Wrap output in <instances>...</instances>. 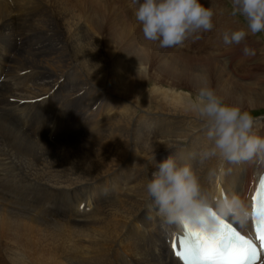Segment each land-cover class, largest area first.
Wrapping results in <instances>:
<instances>
[{
  "label": "bare ground",
  "instance_id": "obj_1",
  "mask_svg": "<svg viewBox=\"0 0 264 264\" xmlns=\"http://www.w3.org/2000/svg\"><path fill=\"white\" fill-rule=\"evenodd\" d=\"M11 2L0 0V264H177L145 200L155 163L173 155L217 194L245 196L259 173L242 162L210 177L219 161L197 157L204 123L187 107L190 95L171 86L196 95L204 83L231 105L264 106V60L243 62L239 51L226 67L218 57H188L170 77L134 14L109 10L106 0ZM96 15L113 32L104 42L85 29ZM152 60L159 76L147 72ZM196 61L203 80L186 71ZM238 64L246 73L234 72ZM239 79L256 86L238 91ZM259 126L252 131L264 137ZM57 130L65 139L53 138ZM57 204L68 208L64 220H47Z\"/></svg>",
  "mask_w": 264,
  "mask_h": 264
},
{
  "label": "clouds",
  "instance_id": "obj_2",
  "mask_svg": "<svg viewBox=\"0 0 264 264\" xmlns=\"http://www.w3.org/2000/svg\"><path fill=\"white\" fill-rule=\"evenodd\" d=\"M131 7L144 38L160 48L181 47L185 41L199 39L201 33L214 28V11L200 0H131ZM232 15L245 18L247 31H225L224 45L240 44L249 33L264 32V0H232ZM242 51L246 56L255 54L248 47ZM194 75L205 79L201 73ZM187 107L204 123L205 143L197 153L200 163L219 161L217 168L209 170L210 177L224 174L226 164L242 162L254 164L264 176V137L253 133L255 121L249 112L225 103L204 83L188 100ZM155 166L145 181V200L163 227L187 226L193 231L212 233L221 222L240 229L249 225L252 208L239 194H217L205 189L193 169L173 155Z\"/></svg>",
  "mask_w": 264,
  "mask_h": 264
},
{
  "label": "rangeland",
  "instance_id": "obj_3",
  "mask_svg": "<svg viewBox=\"0 0 264 264\" xmlns=\"http://www.w3.org/2000/svg\"><path fill=\"white\" fill-rule=\"evenodd\" d=\"M95 2V1H99V0H91V2ZM108 1L107 4V8L109 10H113L116 11L120 14H125L126 16H129L130 14H134V8L131 7V0H124L125 3H122L120 0H106ZM206 3L210 2L211 3V8L213 9V11L215 12V14L219 17L220 21L221 19V13L222 15L227 14L230 17H238L240 19V26L238 27V29H244L245 31H247V22L245 20V18L243 16L240 15H236L233 16L232 15V0H209V1H205ZM87 10L90 12H93V8L92 5L87 7ZM91 20H84L86 23H88L87 25H85V29H87L88 31H93L95 32L97 35H99L101 37V39L103 40V38L108 36V33H113L112 29H110L109 27H106L104 25L101 24V20L98 18V16H91L89 17ZM95 19V20H94ZM217 18H215L216 20ZM222 21V19H221ZM228 22H230L231 25H234L229 19H227ZM91 22V23H90ZM215 21L213 20V23ZM217 26V23H214V28ZM116 35H119L118 32H115ZM222 32L218 31V34H212L213 37L214 36H221ZM105 40L108 39H104L103 42ZM202 42V39H191V41H185L184 45L181 47H173V48H160L158 46V44L156 42H152L155 43L157 46V52L162 56V55H166V61L169 64V70H168V75L170 77L175 76L179 73V69L180 66L183 64V62L188 58V57H195V58H206V59H214L216 57L220 58L222 60V62H224L225 60H230V59H234L236 57V53L239 51H242L243 48L248 47L250 49H252L254 51V55H247V57H253L255 59H262L264 60V51L261 52V49H264V32H259L256 34H251L249 33L246 38L240 43V44H232V45H224L223 42L219 43L218 45V50H216V48L214 46H212V49H206L205 45L209 44L210 46L213 45L212 42H207L204 44L199 45ZM192 44H198L199 47H191ZM234 45V47H233ZM222 49H219L221 48ZM160 51H159V49ZM109 49L112 50H116L119 49V47L117 48L115 45L111 44ZM203 50H207V51H203ZM219 51L221 53H219ZM162 52V53H161ZM239 54H244L243 51L242 53ZM243 62H248L249 60L247 59L246 55H243ZM228 58V59H226ZM251 60V59H250ZM233 61V60H231ZM256 61V64H255ZM253 61V65H257V60ZM122 62L123 64H126V66L128 67H133V69L135 68L137 73H141L143 72V70H145V65L139 64L138 62L136 63H132L131 60H127L126 58L122 57ZM198 62H192L190 63V69L186 70L188 75H194L195 73H201L197 68H198ZM235 63V62H234ZM226 64V61L224 62V65ZM197 65V66H196ZM234 65V64H233ZM226 66V65H225ZM155 67H156V60H152L150 65L148 66L147 72L150 75H157L159 76L160 73L159 71H155ZM197 67V68H196ZM227 67V66H226ZM234 72H236L238 75H241L242 73H246V71H241L240 70V66L235 65L234 67H232ZM135 71V70H134ZM255 72H259V70L256 68L253 71H249L247 72L248 74H253ZM214 74V73H213ZM184 76L182 80H187L186 78L189 76ZM238 79V78H237ZM166 80V79H165ZM183 81V82H184ZM166 82V81H165ZM165 82H163L164 84H162V88L166 89L168 88V83H170L171 81L167 80L166 84ZM236 85H233L238 91L242 90V87H250L252 89L255 88L256 84H252V82L250 81H245V79H239L238 82H236ZM167 85V86H166ZM159 87V86H156ZM173 88H175V90L177 92H184L188 93L190 95V97H188L189 99L194 98L195 95L191 92V87L186 85V84H181V85H174L171 86ZM261 87V86H260ZM161 88V86L159 87ZM223 101L225 103H227V101H225L223 99ZM229 104V103H227ZM242 111H247L249 112L252 117L254 118L255 123L254 124H259V125H264V106H258L256 108H250V107H240ZM34 131L40 132V129H38L37 127H34L33 129ZM259 130L261 131L260 134H264V126H259ZM53 138H60V139H65L64 137V133L60 130H57L54 133ZM196 140H199L198 138H196ZM51 194V193H50ZM53 195V194H52Z\"/></svg>",
  "mask_w": 264,
  "mask_h": 264
},
{
  "label": "snow or ice",
  "instance_id": "obj_4",
  "mask_svg": "<svg viewBox=\"0 0 264 264\" xmlns=\"http://www.w3.org/2000/svg\"><path fill=\"white\" fill-rule=\"evenodd\" d=\"M251 221L259 244L228 222H221L212 233L182 226L183 237L173 240V253L182 264H258L264 257V176L252 198Z\"/></svg>",
  "mask_w": 264,
  "mask_h": 264
}]
</instances>
